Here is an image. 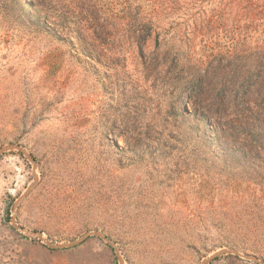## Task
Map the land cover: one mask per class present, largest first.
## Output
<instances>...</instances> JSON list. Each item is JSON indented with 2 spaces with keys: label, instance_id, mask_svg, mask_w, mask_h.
Returning <instances> with one entry per match:
<instances>
[{
  "label": "rangeland",
  "instance_id": "374dc122",
  "mask_svg": "<svg viewBox=\"0 0 264 264\" xmlns=\"http://www.w3.org/2000/svg\"><path fill=\"white\" fill-rule=\"evenodd\" d=\"M5 146L0 264H263L264 0H0Z\"/></svg>",
  "mask_w": 264,
  "mask_h": 264
},
{
  "label": "water",
  "instance_id": "95a60500",
  "mask_svg": "<svg viewBox=\"0 0 264 264\" xmlns=\"http://www.w3.org/2000/svg\"><path fill=\"white\" fill-rule=\"evenodd\" d=\"M14 148H17V149H20L21 151L25 152V150L21 147V146H5L3 148L0 149V155L3 154L5 151L9 150V149H14ZM26 153V152H25ZM28 157L31 158V156L29 154H27ZM89 235H97V236H100V237H103L104 236L99 233V232H92V233H88L86 234L85 236H83L82 238L76 240V241H73L71 243H68V244H60V245H53V247H67V246H74L78 243H80L81 241H83L86 237H88ZM223 253H231V254H234V255H237V256H241L240 253H238L237 251L233 250V249H223V250H220V251H217L216 253H214L212 256L206 258L202 264H207L209 263L210 261H212L213 259H215L216 257L220 256L221 254ZM244 258L248 259V260H253V261H257V262H261L264 264V261H260L259 259H257L256 257L254 256H249V255H242Z\"/></svg>",
  "mask_w": 264,
  "mask_h": 264
}]
</instances>
